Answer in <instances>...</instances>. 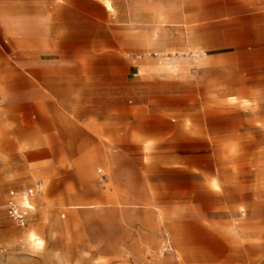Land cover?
Wrapping results in <instances>:
<instances>
[{
    "label": "crops",
    "instance_id": "0c3cea01",
    "mask_svg": "<svg viewBox=\"0 0 264 264\" xmlns=\"http://www.w3.org/2000/svg\"><path fill=\"white\" fill-rule=\"evenodd\" d=\"M209 13L204 22L200 3L188 29L185 0H25L17 28L4 19L0 42L34 49L20 51L3 71L11 79L0 111L5 208L38 184L61 186L67 161L78 183L63 189L89 192L97 185H83L80 168L95 154L116 180L131 184L134 161L151 158L144 144L188 135L202 158L203 145L264 143V0H211ZM194 48L202 53V65L189 81L154 70L155 58ZM187 90L193 91V103L185 98ZM188 111L194 113L193 134L186 131ZM108 144L115 145L110 165ZM42 193L33 200L26 228ZM98 199L107 202L101 193ZM259 204L262 210L252 214L264 227V202ZM238 207L218 200L208 210L198 206L195 214L201 225L217 226L215 210ZM211 233L228 256L213 264H264V245L239 242L264 240V231L241 237ZM183 250L195 256V264L216 253L207 252L203 242Z\"/></svg>",
    "mask_w": 264,
    "mask_h": 264
},
{
    "label": "rangeland",
    "instance_id": "374dc122",
    "mask_svg": "<svg viewBox=\"0 0 264 264\" xmlns=\"http://www.w3.org/2000/svg\"><path fill=\"white\" fill-rule=\"evenodd\" d=\"M24 3L25 0H0V28L4 19L18 27ZM185 3L188 29L195 24L193 14L199 10L200 3L203 20L209 22L211 0H185ZM24 50L34 51L10 48L0 42V111L5 88L11 82L4 78V68ZM201 54L198 48L173 51L155 58L154 70L172 76L181 74L189 81L202 65ZM185 95L188 103L194 102L193 91L187 90ZM184 115L186 131L193 134L194 113L188 111ZM170 140L165 144L143 145L144 150L148 147L145 152L151 158L143 164L138 159L134 161L131 184L124 178L116 180L113 170L101 166L95 154L82 163L79 177L83 185H97L95 191L66 192L64 185L78 183V179L68 174L71 166L65 162L60 177L63 184L44 182L43 193L37 200L38 209L26 229L7 217V197L0 200V264H195V256L183 249L201 242L207 252H216L205 256L203 264H213V260H226L228 256L211 231L235 237L264 231L262 219L252 214L262 210L259 202H264V143L203 145L201 158L200 146L193 137L176 135ZM114 151L115 145L108 144V165L114 163L110 154ZM99 170L103 175L98 174ZM99 193L107 200L105 205L100 204ZM218 200L239 207L236 212L227 208L215 210L212 214L220 222L217 226L201 225L196 208L202 206L208 210ZM160 202L170 206H138ZM30 233L44 242L42 248L34 247ZM239 242L264 245V240Z\"/></svg>",
    "mask_w": 264,
    "mask_h": 264
},
{
    "label": "built area",
    "instance_id": "2783aa9c",
    "mask_svg": "<svg viewBox=\"0 0 264 264\" xmlns=\"http://www.w3.org/2000/svg\"><path fill=\"white\" fill-rule=\"evenodd\" d=\"M42 190L43 186L38 184L35 188L28 190L22 195L21 202L17 199H10L6 205L7 217L17 226L26 228L29 213L34 209L33 200Z\"/></svg>",
    "mask_w": 264,
    "mask_h": 264
},
{
    "label": "bare ground",
    "instance_id": "6f19581e",
    "mask_svg": "<svg viewBox=\"0 0 264 264\" xmlns=\"http://www.w3.org/2000/svg\"><path fill=\"white\" fill-rule=\"evenodd\" d=\"M30 239L33 241V243L35 244L36 247L42 248L44 246V242L43 241L42 242L41 241H37L38 237L34 233H32L30 235Z\"/></svg>",
    "mask_w": 264,
    "mask_h": 264
}]
</instances>
